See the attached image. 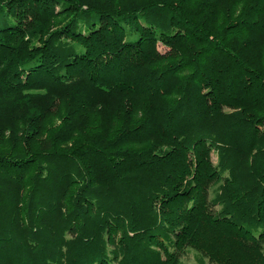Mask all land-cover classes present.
<instances>
[{"label":"trees","instance_id":"1","mask_svg":"<svg viewBox=\"0 0 264 264\" xmlns=\"http://www.w3.org/2000/svg\"><path fill=\"white\" fill-rule=\"evenodd\" d=\"M189 247L264 264V0H0V264Z\"/></svg>","mask_w":264,"mask_h":264},{"label":"rangeland","instance_id":"2","mask_svg":"<svg viewBox=\"0 0 264 264\" xmlns=\"http://www.w3.org/2000/svg\"><path fill=\"white\" fill-rule=\"evenodd\" d=\"M160 48L163 49V46H160ZM181 259L184 264H213L206 255L194 247L187 248Z\"/></svg>","mask_w":264,"mask_h":264}]
</instances>
